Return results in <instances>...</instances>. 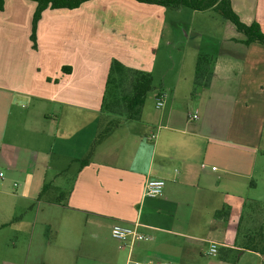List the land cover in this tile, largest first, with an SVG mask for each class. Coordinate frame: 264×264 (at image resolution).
I'll list each match as a JSON object with an SVG mask.
<instances>
[{"label":"crops","instance_id":"crops-1","mask_svg":"<svg viewBox=\"0 0 264 264\" xmlns=\"http://www.w3.org/2000/svg\"><path fill=\"white\" fill-rule=\"evenodd\" d=\"M230 1L264 33V0ZM36 6L4 0L0 11V264H261L242 248L262 224L253 208L264 207V45H245L229 21L204 12L186 35L200 40L168 82V8H46L33 42ZM201 55L212 75L196 87ZM114 61L162 74L138 120L102 112ZM103 117L120 123L82 162ZM147 180L164 181L160 197L144 195ZM116 224L150 239L120 243Z\"/></svg>","mask_w":264,"mask_h":264},{"label":"trees","instance_id":"trees-1","mask_svg":"<svg viewBox=\"0 0 264 264\" xmlns=\"http://www.w3.org/2000/svg\"><path fill=\"white\" fill-rule=\"evenodd\" d=\"M37 6L32 19L31 39L35 41V29L42 12L46 8H68L73 9L87 0H33ZM145 3H155L166 8L178 9L187 7L193 11L203 12L212 11L222 19L229 21L236 31L242 33L246 40L243 42L249 45L257 42L264 45V33L257 23L245 24L234 12L230 0H137ZM4 0H0V11L3 9ZM212 58L207 55H201L197 59L194 85H207L212 75L210 67ZM152 89V76L148 72L126 68L114 61L110 67L106 90L102 102V112L109 116L116 115L124 117L127 120H138L144 99L147 93ZM112 114V115H111ZM105 115V116H107ZM100 120L96 137L90 147V150L83 161H87L92 154L95 146L108 132L116 127L120 120L106 117ZM45 190V187H44ZM41 197V195H40ZM244 251H250L261 257V264H264V220L257 231L248 233L245 236V243L242 248Z\"/></svg>","mask_w":264,"mask_h":264},{"label":"rangeland","instance_id":"rangeland-1","mask_svg":"<svg viewBox=\"0 0 264 264\" xmlns=\"http://www.w3.org/2000/svg\"><path fill=\"white\" fill-rule=\"evenodd\" d=\"M198 12V11H196ZM208 11H203L200 13H194L193 10L183 7L180 9H173L168 8V13L166 16V27L164 30V40H163V47L160 49V51L163 53V57L165 59L163 70L167 73V79L168 82L170 80V77L173 73L176 72V70L179 69V65L181 63V60L183 58V55L185 54V50L191 46V44L198 43L200 39L196 38V42L193 41L194 37H199V35H190L189 36V42L187 38L188 34V25L201 23L203 24L204 18L209 19V17L206 15ZM216 14V13H215ZM222 20V19H221ZM223 22V20L221 21ZM225 30L224 28L222 29ZM187 32V33H186ZM165 41H168V44H164ZM205 41V39H204ZM163 71V72H164ZM161 70V73H163ZM162 81V74H155L154 80L152 79V89L147 93L144 102H146L148 105L155 103V96L157 92L160 89ZM189 98V96H188ZM263 140H264V129H263ZM263 150L264 148L261 147ZM250 209V208H249ZM249 212V210H248ZM253 212L255 213V218H258L259 221L264 220V207H262V210H256L253 208ZM258 230V229H257ZM255 230V231H257ZM254 231V232H255ZM205 261L202 262L204 264ZM184 264H195L193 260L187 259Z\"/></svg>","mask_w":264,"mask_h":264},{"label":"built area","instance_id":"built-area-1","mask_svg":"<svg viewBox=\"0 0 264 264\" xmlns=\"http://www.w3.org/2000/svg\"><path fill=\"white\" fill-rule=\"evenodd\" d=\"M163 106L162 100L156 101V108H161ZM193 118H196L195 115H193ZM4 178L3 172H0V183ZM164 187V181L163 180H147L144 185V195L146 197L151 198H157L162 195ZM111 237L120 242V243H128V244H134L141 241L149 240V236L142 234L138 231L137 226L127 227L122 225H114L111 228L110 231ZM209 254H216L217 248L215 245H211L209 249Z\"/></svg>","mask_w":264,"mask_h":264}]
</instances>
